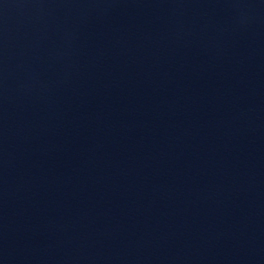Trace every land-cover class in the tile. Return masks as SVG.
Returning <instances> with one entry per match:
<instances>
[{
	"label": "water",
	"instance_id": "1",
	"mask_svg": "<svg viewBox=\"0 0 264 264\" xmlns=\"http://www.w3.org/2000/svg\"><path fill=\"white\" fill-rule=\"evenodd\" d=\"M264 224V0H0V264H231Z\"/></svg>",
	"mask_w": 264,
	"mask_h": 264
}]
</instances>
